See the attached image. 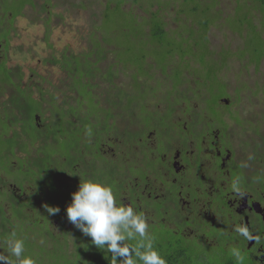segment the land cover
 <instances>
[{
  "label": "trees",
  "instance_id": "16d2710c",
  "mask_svg": "<svg viewBox=\"0 0 264 264\" xmlns=\"http://www.w3.org/2000/svg\"><path fill=\"white\" fill-rule=\"evenodd\" d=\"M53 1L57 2L56 0ZM138 1L132 0L131 5L137 4ZM146 1H149L150 7L154 6L155 9L151 10L150 7L144 9L139 6L144 9V13L136 15L133 13L132 8L126 9L123 7L125 0H101L98 28L103 33L100 38L94 40L93 48L89 50L88 54L95 49L104 51L105 48L102 45L104 43L110 44L111 42L108 40H111V37L118 39L117 43H111L116 45V48H114L116 59L110 62L111 64L107 70L102 71L99 69L96 65L98 63L87 62V53L79 55L80 57L73 56L70 59L64 57L62 66L65 68V77L68 80L63 84L56 85L54 89L50 90L37 81L33 83L35 92H32L33 89L29 88L31 84L21 86L19 83L14 91L11 90L8 102H3L7 104L9 109V114L6 115L9 117V123L11 124L16 123L18 125L22 119L20 131L23 130L22 133H24L25 139L23 141L12 139L5 144L0 143V149L8 150L10 146L9 155H13L15 147L26 150L28 143L32 145L35 141H43L45 150H42L41 154L47 157L46 154L49 155L47 146L54 148L58 145L59 149L65 150L60 162L65 161L66 165H70L75 161L70 148L88 147L93 152L92 159L100 160V179H90L89 184L100 183V187H104L108 192L114 188L113 176L118 173L119 169L120 171L123 170V164L119 161V157H110L108 153H103L104 149L102 147L104 145L113 146L115 152L133 153L135 155L134 143L131 144L130 138L138 134L146 124L139 122L135 126L133 124L134 119L146 117L154 107L153 103L164 102L169 109L168 111H170V108L180 101H192L193 96L197 94V90L193 91L189 80L186 78L188 77L187 73H189L190 60L198 61L201 68L207 67L209 69L207 65H212L210 62L212 60L208 59L210 53L208 44L206 42L198 44L194 40L199 39L201 41L200 38L203 39L210 32L209 25L213 22L210 13L219 4L218 0L179 1L178 9L180 12L178 11L177 15L189 11L190 14L196 16L197 18L194 17L191 21L196 24V32L186 24L180 25L173 22L177 25L173 27L166 21L168 15L165 13L168 11L169 0ZM235 2L237 4L236 13L242 4L240 0H235ZM7 3L9 5V1ZM207 3L214 4L209 5ZM242 3L245 4L246 15L243 18H237V21H240L241 25H247V32L256 30L257 36L251 37L262 41L264 45L263 37L259 35V30L253 23L255 13H258L260 27H264V0H244ZM26 4L31 5L32 1L20 2V7L17 9L15 7L14 11L10 7L7 10L14 16ZM47 21H44V24H48ZM219 28L220 26L217 25V30H220ZM106 30L109 31L107 33L108 37L107 34L105 35ZM238 30L241 31L242 28ZM4 31L8 32L9 28H4ZM109 36L111 37L109 38ZM251 47L252 53H254V59H252L255 66L259 67L261 60H264V49L254 44H251ZM225 53L224 50L221 51V55H225ZM82 56L85 58V62H83L85 70L79 68L80 63H82L80 61ZM155 61L159 63L157 66L161 68L162 73L167 72V80H172V83L167 84L166 82L157 81L151 84L148 91L141 90V79L150 75V72H146L145 68ZM225 61L224 57L222 64ZM212 67L211 70L218 66L212 65ZM0 68H3V79L10 81L11 69L5 66ZM118 70L123 71L125 74L126 81L123 88L113 84ZM200 70L202 71V69ZM217 70L211 73H209V70H206L208 72L203 70L202 73H199V77H201L199 79H201L203 85H206V92L210 93L208 94L212 96L213 102L217 101L220 95L225 92L226 87L225 84L219 85L216 82V77L213 75ZM90 72L98 74L97 78L100 80V84L102 82L101 86L98 83L96 84L97 81L89 80ZM42 79L44 78L40 77V81ZM97 86L99 90L101 89L100 92ZM219 86L222 91L214 90V88L219 89ZM183 87L184 89H182ZM189 92L193 96L186 97V93ZM196 97L198 98V95ZM15 105H17L16 110H12L11 107H15ZM168 111L167 114H169ZM237 112H234L232 118L235 119L233 121L236 123L240 120ZM14 133L19 134L16 131ZM71 137L73 141L70 146L65 144L64 147L62 143L70 141ZM87 143L88 146H86ZM37 151H41V148L38 147ZM77 152H80V148ZM53 153L55 155L56 151L54 150ZM51 157L49 156L45 161L49 160V163L53 165ZM60 162L57 161L53 166L61 169ZM131 167L132 164L126 166L127 169ZM64 173L59 170H49L37 178L38 185L48 187L49 193L46 194L47 198H45L48 201L46 205L48 209H46L53 214L52 218L62 225L59 226L64 230L62 242H60L59 237L51 234L50 229H44L48 235V245H41L36 241L29 243L25 241V245L32 246L33 252L23 251V249L19 252V249L11 248L10 244L5 242L4 234L14 235L12 236L13 239L17 236L10 226L13 218H15L12 212L17 210V213H19L21 209L22 212L20 211L16 218L18 221L22 220V224L25 221L27 225L21 224L22 227L19 230L21 231L23 227L30 229L26 226L34 222L35 217L34 219L29 218L28 212L30 207L35 208V199H38V195L22 200L17 199V202L11 203L12 207H10L8 214L4 213L0 218V242L5 243L0 248V255L6 260L5 263L1 261L0 264H238L235 263L234 257L228 255L229 253H225L226 258L220 263L215 261L216 256L213 259L212 257L211 259L208 258L207 261L203 259L195 260L193 253H177L173 247L164 249V246H161L159 248L160 242H158V239L148 240L151 245L148 242L140 243L136 239V235L140 231L138 230L139 227L132 225V222H129L125 215L120 219L106 217L102 214L101 207L94 202L79 199L71 189L65 188L62 184L59 187L58 183L53 180V176L56 174L61 176ZM72 184L78 186L75 182ZM73 201L78 203L72 205ZM90 209L93 210L92 213ZM22 213L26 217L28 216L27 220H24ZM78 217L82 218L79 223L84 222L80 234L76 230H79L81 226L76 227V230H73L72 227ZM95 217L99 219L100 228L96 225ZM66 218L71 222L72 228L64 229L63 222ZM92 222L94 227H89ZM85 228L89 230L87 231ZM6 231L8 233H5ZM93 232L99 235L98 238H93ZM33 233H37V231ZM141 234H143L142 231L139 235ZM20 236L23 241L24 233H20ZM28 238L33 239L34 237L30 236ZM66 244L68 246L70 244L73 249L70 256L66 253L67 250H62V246ZM156 244L158 245L156 246Z\"/></svg>",
  "mask_w": 264,
  "mask_h": 264
},
{
  "label": "flooded vegetation",
  "instance_id": "af4514ba",
  "mask_svg": "<svg viewBox=\"0 0 264 264\" xmlns=\"http://www.w3.org/2000/svg\"><path fill=\"white\" fill-rule=\"evenodd\" d=\"M5 1L2 0L0 5V23L3 22V17L8 11L3 7ZM233 1L235 2V0ZM219 5L215 6L213 11L215 13H210L211 18L222 17L225 14L221 4ZM235 9H237L236 2L231 11L233 14H235ZM188 14H190L189 11L185 13V16ZM180 15L181 13L178 14V16ZM194 17L196 16L192 15V20ZM219 20L217 18L209 25L210 32L216 30L220 33L221 40L217 44L220 47L219 50L214 47L211 48L210 32L203 39L199 37L201 41L198 39L194 42L198 44L206 42L208 44L210 50L208 59H214L216 66L219 67L212 69V72L218 69L213 76L216 77V82L219 85L225 84L226 86L223 96L220 95L217 101H212V104L207 105L206 100L209 97L206 92L207 87L199 82V88L202 85L205 87V91L201 94L199 88H195L197 90L195 96L190 92L193 96L192 101L182 103L183 108L179 110L180 117L174 114V108L178 103L168 111L166 103L158 102L153 103L154 107L146 117L136 118L135 126L139 122L146 124V126L142 127L133 138H130L131 144L134 143L135 145L136 154L134 157H136V162L132 164L128 172L135 175L140 183L137 181L115 182L114 188L108 192L115 203L106 206L100 201V207L102 214L109 218L120 219L125 215L128 219L126 209L133 211L130 213L134 218L132 225L138 226V230L142 231L146 237L157 235L156 239L160 242L159 248L161 246H164V249L173 247L177 253H193L195 260L207 261L208 258L211 259L212 257L213 259L216 256L215 261L221 263L226 258L225 253H229L228 255L234 257L235 263L238 264H264V138H261V142L257 143L255 137L247 134L249 137L243 140L239 139L241 150L236 154V150L231 146L230 123L225 119V115H229L230 118L227 117V119L235 120L232 119L233 110H229L226 105L222 106L221 104L225 103L229 83L225 77L219 75L220 71L229 68L232 56L236 58L247 56L252 61L254 70L259 69V67L255 66V62L246 49L245 37L242 38L241 44H244L242 50H246V52L241 56L237 52H232L233 34L239 35L240 31L230 28L223 31L222 35L221 31L217 30ZM179 24L181 25V23ZM238 24L242 29L247 26L246 24L241 25L240 21ZM195 25L191 22V28L196 32L197 27ZM5 29H7L6 25ZM227 31L231 33V36H227ZM7 33L4 28L0 29V57H2L1 50H5L7 45ZM223 50L226 52L225 55H221ZM224 57L226 61L222 64ZM2 64L0 63V67L4 66ZM207 66L213 68L212 65L208 64ZM196 69L200 70L201 68ZM204 70L209 69L206 67ZM2 75L3 68H0V81L12 86L11 90L14 91L16 85L19 84L18 78L15 81L10 73L9 81L3 79L4 76ZM214 90L222 91V88L219 86V89L214 88ZM203 95L205 96L203 97ZM8 96L9 90L0 89L1 144L12 139L19 141L25 139L23 130L18 131L19 134L14 133V130L9 131L10 121L6 115L9 114V109L5 104L8 102ZM194 100L200 101L201 105H197L193 102ZM4 101L5 103H3ZM162 103L165 104L166 108L164 114L160 113L157 108V106L161 107ZM16 106H12L11 109L16 110ZM35 119L37 120L36 116ZM20 124H18L19 127ZM254 133L258 135L257 130ZM233 141L235 140L233 139ZM30 145V143L27 144L28 147ZM243 145H249L250 148L252 146L253 151L258 147L262 149L260 152L249 156L245 154L244 150L248 152L250 148L242 149ZM3 151L8 150L0 149V155L3 154V160L7 162L10 168L9 152L3 153ZM39 156H35L38 158V162L45 166L50 164L49 160L45 161L48 157L43 154ZM3 170L0 165V218L4 213L8 214L10 207H12L11 203L14 204L17 199L22 200L34 196L24 187V181L22 182L23 186H20L12 178L6 177ZM154 184L155 187H152L151 185ZM39 191L41 194H37V200L42 202L38 204L35 200L37 204L35 205V219L29 225L32 229L30 231L25 227L21 231L19 228L16 229L18 219L15 216L10 226L18 237L15 236L13 239L12 236L14 235L4 234L5 242L10 244L11 248L19 249V252L22 249L28 251L24 248L25 241L21 240L20 233L34 237L33 239L29 238L28 243L36 241L41 245L45 244L44 239L48 238L46 233L44 235L37 234L38 236L33 233L38 222L45 225L40 227L42 229L51 230L58 227V230L55 229L58 233L64 232L59 227L62 225L52 218L53 214L47 210L48 201L45 199L47 195L42 193L44 190ZM77 203V201H73L72 205ZM65 223L66 225L63 223L64 229L70 226L66 221ZM22 225H27V223L23 221ZM139 233L137 234L139 235ZM51 234H53L52 230ZM3 244H5L3 241L0 242V248ZM1 261L6 262L5 258L0 255Z\"/></svg>",
  "mask_w": 264,
  "mask_h": 264
},
{
  "label": "rangeland",
  "instance_id": "374dc122",
  "mask_svg": "<svg viewBox=\"0 0 264 264\" xmlns=\"http://www.w3.org/2000/svg\"><path fill=\"white\" fill-rule=\"evenodd\" d=\"M8 1L9 5L7 3ZM8 1H5L3 5L4 9L7 10V8L10 7L12 11H14L15 7L16 9L20 7V2H23L25 0H16L17 2L12 0ZM56 1L57 2L53 0H32L31 5L26 4L20 10V12H18L14 16H12V13L10 11H6L5 16L3 17V22L0 23V29L5 28V25L7 26V28H9L6 37L7 45L5 50H1L2 57H0V63H3L2 65H4L6 68L11 69L10 73L12 78L15 81L18 78L21 86H29L31 84L29 88H31V90L33 89L32 92H35V85L33 84L34 82L39 81L43 87H47L46 89L51 90L54 89L56 85H61L68 80L67 77H65V68L62 66V60L64 59V57H69L68 59H70L73 56L80 57L79 55L87 53L86 61L89 63H98L96 65L102 71L107 70L108 66L111 64L110 62L116 59V51L114 50V48H116V45H113L111 43H117L118 39L113 38L111 36H109V38L111 37V40L107 39L111 43H104L102 45L105 48L104 51H97L95 49L94 51L88 54L89 50L93 48L94 40L96 38H100L103 33L102 30L98 28V24L100 23L99 21L101 11V0ZM179 1L180 0L168 1V11L165 13L166 15H168L166 21H168L173 27L177 26L176 23L173 22L181 23V25L186 24L188 26H191L189 24V21L192 20V15L188 14L187 16H185V12H181L180 16L177 15V12H180V10L178 9ZM240 2L242 4L241 8L235 14H233V12H231L235 7V2L233 0H218V3L222 6L221 8H223L225 11V14L222 17L217 16L216 18L211 19V21H215L217 18L220 19L218 21V26H220L219 29L222 35L223 31H226L230 28L240 29L237 18H243L246 15L245 4L242 3L244 2V0H240ZM1 3L2 0H0V5ZM131 4L132 0H125L123 7H125L126 9L132 8L133 13L136 15H142L144 13V9L150 7L149 1L146 0H139L135 5ZM207 4L212 5L214 3ZM219 4L218 6H220ZM139 6L143 7L144 9ZM154 9L155 7L153 6L151 10ZM6 21L8 22L6 23ZM44 21H47L48 24H44ZM253 23L255 24L254 26L258 28L259 35L262 36L264 40V27H260L261 24L259 23L258 13H255ZM246 27L247 26L243 27L239 35L233 34L234 39H232L231 42V50L232 52H237L240 56L243 55L246 50H242V47H244V44H241L243 41L242 38L247 37L246 49L248 53H250L251 57L254 59V53H252L251 44L257 45L261 49H264V45L262 41L255 40L251 37L257 36V31L254 30L247 32ZM108 32L109 31L106 30L105 35ZM226 33L227 36H231V33L229 31H227ZM210 37L212 38L211 48L214 47L216 50H219L220 47L217 44L221 40L220 33L215 30L214 32H210ZM80 61L82 63H80L79 68L81 70H85V67L83 65V62H85L84 56L80 58ZM158 64L159 63L155 61L146 66V72L149 71L150 75L141 79V90L148 91L151 84H154L157 81L166 82L167 84L172 83V80H167V75L162 73L161 68L157 66ZM211 64L216 67L214 59H212ZM197 65H200L198 61L196 62L190 60L188 67L189 73H187L188 77H186L189 80V84L193 88V91L195 90V88H199V82H201V80L199 79L201 78L199 77V73L203 72L199 69H196L201 68L197 67ZM175 67L177 68V66ZM204 71L207 72L206 70ZM211 72L212 70L209 66V73ZM89 74V80L92 79V81H97L96 84L98 83L100 86L102 85V82L100 84V80H98L97 78L98 74L96 72H90ZM220 74L221 76L225 77L227 83H229L227 85V97L224 100L225 103H220L222 104V106L226 105L229 110L232 109V114H234V111H238L237 114L239 115L240 119L239 122L236 123L235 121H231V119H227V117L230 118L229 115H225L226 121L230 123L229 133L231 139V146L236 150V154H238V152H240L241 150V146L239 144L240 140L249 137L247 136V134H251V136L255 137L257 143H260L261 138H264V60H261L259 69L254 70L253 63L249 60L247 56H242V58H236L232 56L230 58L229 68L227 70L224 69L220 71L219 75ZM115 75L116 76L113 80V84L116 86L119 85L121 86V88H123L125 86L124 82L126 81L125 74L123 73V71L118 70ZM40 77L44 79L40 81ZM11 88L12 86L0 81V89H3L4 91L9 90L10 93ZM182 89H184V87ZM98 91L100 92L101 89L99 90L98 88ZM199 91H201V94H203V92L205 91V87L201 85ZM185 96L190 97V92L186 93ZM204 96L205 95H203V97ZM212 101V96L209 95L208 99L206 100V104L209 105ZM183 102L184 101H180L178 105L174 108V114L177 117L181 116L179 110L183 108ZM193 102H195L197 105H201L200 101L194 100ZM157 108L160 113H165V104L162 103L161 107L157 106ZM124 123H126V121H124ZM133 124H136L135 119ZM9 127V131H20V127L16 123H9ZM256 130L258 131V135H255L254 133ZM232 137L235 141H233ZM72 141L73 138L71 137L70 141L63 142L62 145L64 147L65 144L70 146V143ZM43 145V141L34 142L29 147L27 146V150L25 151L15 147L13 155H9L10 168L8 167L7 162L3 160V154L0 155V165L4 169L3 172L5 176L9 179L12 178L13 181L17 182V184H20V186H23L22 182L24 181V187L28 190L30 194L40 195L41 192L39 190L44 189V194H48V187L46 185H38V181L36 178L40 177V175H44L46 171L59 170L60 172H65L61 176L60 174L62 173L53 176V180L58 183L59 187L60 184H62L65 186V188L71 189L78 198L82 197L83 200L94 202L99 207L100 201L106 204V206L115 203L113 197L108 194V190L104 187H100V183H92L90 185L88 182L90 179L93 178L100 179V160L92 159L93 152L90 148L81 146L79 147V153L77 152L79 150L78 146L76 149L70 148L75 161L73 163H70V165H66L65 161H62L63 163L60 162V158L63 157V153L65 154V150L61 148L59 149L58 145L54 148L47 146V149L49 150V155L46 154V156H52L51 158L53 161V165H55V163L59 161L61 164V169L55 168V166L53 167L49 164L46 165L48 167V169L46 170V166L43 163L38 162V158H35V156H39L42 153V150H45ZM86 146H88V143ZM134 146L135 145H133V147ZM38 147L41 148V151H37ZM9 148L10 146L8 147V151H3V153L9 152ZM102 148L104 149L102 151L103 153H108L110 157H119V161H121V164H123V170H118V173H121H117L113 176L115 182L118 183L122 181H137V183H140L139 180L136 179L135 175H131L128 172V169L126 168L127 164L131 165L135 164L136 162V157H134L133 153H118L115 152V147L108 145H104ZM248 148H250L249 145L242 146V149ZM261 149V147H258L255 148L253 151L251 146L248 152L246 150L244 151L245 154L251 156L254 153L260 152ZM54 150L56 151L55 155H53ZM120 154L123 155L120 157ZM40 161H42V159H40ZM148 178L152 179L151 177ZM73 182H75V184L78 186H73ZM151 186L155 187V184ZM35 200L38 204H41L42 202L41 200ZM35 211V208L30 207L28 212L29 218L34 219ZM126 212L128 216L127 220L129 222H133L132 220L134 218L132 215H130V213L133 211L126 209ZM19 213H17V210H15L14 212H12V215L16 216L19 215ZM22 215L24 216V220H27L28 216L26 217V215H24L23 213ZM95 218L96 225L100 228L99 219L98 217ZM114 218L115 217L111 219ZM81 219L82 218L80 217L76 219V222L72 226L73 230H76V227L79 226H81V230L83 229L84 222L79 223ZM63 223L64 225H66L65 221ZM21 224L22 220L18 221L17 229L22 227ZM42 225V222L37 223V226L39 227H35V232L37 231L35 235L45 234V230L40 228L42 227ZM90 226L94 227L93 222L89 225V227ZM26 227L30 228L31 226L28 225ZM88 228H85V230L88 231ZM31 229H29V231ZM55 229L58 230V227H55ZM55 229H53V232L57 235V237L60 238V242H62V234L58 233ZM5 233H8V231H6ZM119 234L121 235V232ZM98 236L99 235L94 234L93 232V238H98ZM122 236L124 235L122 234ZM157 237V235L146 237V235L143 234L138 235L136 239L140 243H149L148 240H155ZM23 239V241H27L29 239L28 235L24 234ZM47 241V238H45L44 243L46 245H48ZM25 248L28 251L33 252L31 245L27 244L25 245ZM63 249L67 250L66 253L69 256L73 252V249L70 247V244L69 246L68 244L62 246V250Z\"/></svg>",
  "mask_w": 264,
  "mask_h": 264
},
{
  "label": "clouds",
  "instance_id": "9594fccd",
  "mask_svg": "<svg viewBox=\"0 0 264 264\" xmlns=\"http://www.w3.org/2000/svg\"><path fill=\"white\" fill-rule=\"evenodd\" d=\"M79 199H80V198H79ZM88 202H90V201H88ZM90 211H91V213H92L93 210L90 209ZM65 221L67 222V224L70 225V226H68V227H71V226H72V224H71V222L69 221V219L66 218ZM69 222H70V223H69ZM71 228H72V227H71ZM51 230H52V232H53V229H51ZM76 231H77L79 234L82 233V232H81V228H80L79 230H76ZM45 233H46V232H45ZM53 235L57 236L54 232H53Z\"/></svg>",
  "mask_w": 264,
  "mask_h": 264
}]
</instances>
